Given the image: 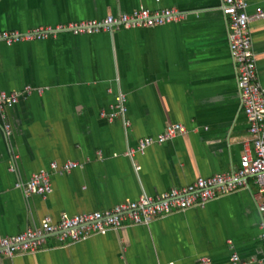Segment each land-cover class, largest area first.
Wrapping results in <instances>:
<instances>
[{"label":"crops","instance_id":"crops-1","mask_svg":"<svg viewBox=\"0 0 264 264\" xmlns=\"http://www.w3.org/2000/svg\"><path fill=\"white\" fill-rule=\"evenodd\" d=\"M245 1L250 15L264 10V0ZM139 8H175L183 19L92 35L60 32L12 46L0 41V92L43 90L0 113L2 236L35 229L46 218L56 223L63 215L155 198L239 166L250 135L222 0H0V34ZM250 35L257 80L264 88V19L251 23ZM120 95L128 99L126 117L101 118ZM172 124L183 125L187 133L127 155L139 139L156 140ZM69 160L79 166L51 172L46 198L26 197L18 186L50 170L51 162L61 166ZM261 202L258 186L248 177L233 193L204 206L78 242L48 236L41 249L0 256V264H198L203 257L232 264L234 254L239 264H264Z\"/></svg>","mask_w":264,"mask_h":264},{"label":"built area","instance_id":"built-area-1","mask_svg":"<svg viewBox=\"0 0 264 264\" xmlns=\"http://www.w3.org/2000/svg\"><path fill=\"white\" fill-rule=\"evenodd\" d=\"M245 0H222V13L229 29L230 51L238 69V91L244 116L248 123L250 142L245 143L239 166L232 173L219 174L209 178L198 179L188 187L171 189L158 197L142 196L134 202H125L103 212L84 213L76 216L63 215L61 220L52 223L44 219L40 226L28 229L16 236L5 237L0 234V256L13 257L18 253L34 252L44 246L45 238L54 236L60 243L78 242L93 234L104 233L107 229L119 228L125 224H146L155 217H161L173 210H186L196 205L204 206L216 197L233 193L251 177L258 186L262 202L259 205L263 217L261 239L264 242V88L257 80L256 64L252 52L250 25L254 21L264 19V10L256 8L255 13L248 14ZM183 14L175 8L150 10L139 8L132 13L107 15L104 18L84 20L70 25L56 27L43 26L26 33H1L0 41L8 46L21 43L41 42L54 38L60 32L75 35H92L100 32H112L117 29L153 27L168 25L182 21ZM42 89L31 86L21 92L7 94L0 92V113L14 108L22 99L32 93L42 94ZM128 99L125 95L116 98L108 110L101 111V118L112 122L126 117ZM128 123V122H127ZM126 123V125H127ZM10 132V126H6ZM188 129L181 124L168 125L163 133L154 140L142 138L134 148L127 152L129 157L143 154L154 142L162 144L176 135L186 134ZM77 161H66L61 166L50 163V170L39 171L31 175L29 180L18 184L26 197L33 195L46 198L51 193V172L66 173L77 168ZM12 170V169H11ZM239 255L232 256V264H239ZM198 264H213L207 257Z\"/></svg>","mask_w":264,"mask_h":264}]
</instances>
